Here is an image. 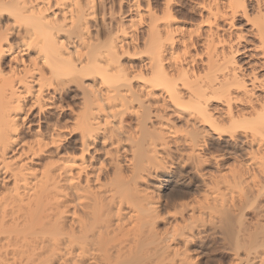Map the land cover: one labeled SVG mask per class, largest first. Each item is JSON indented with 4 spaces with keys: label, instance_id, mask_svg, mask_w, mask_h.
<instances>
[{
    "label": "bare ground",
    "instance_id": "bare-ground-1",
    "mask_svg": "<svg viewBox=\"0 0 264 264\" xmlns=\"http://www.w3.org/2000/svg\"><path fill=\"white\" fill-rule=\"evenodd\" d=\"M109 1L0 0V264H190L193 231L223 202L199 152L225 137L264 165V3L249 16L244 0H213L189 26L172 0L161 16L132 0L116 24ZM237 17L257 41L250 50L232 36ZM72 85L80 110L59 107L53 125L38 117L25 142L30 111L69 99ZM171 154L193 166L199 199L164 198ZM233 255L264 264V251Z\"/></svg>",
    "mask_w": 264,
    "mask_h": 264
},
{
    "label": "rangeland",
    "instance_id": "rangeland-1",
    "mask_svg": "<svg viewBox=\"0 0 264 264\" xmlns=\"http://www.w3.org/2000/svg\"><path fill=\"white\" fill-rule=\"evenodd\" d=\"M131 1L132 0L109 1V3H112V5L110 3V6L108 3L107 6L112 7L114 15L113 18L117 21L116 24H119L120 21L126 23V21L131 19L133 14L132 12L128 11V6L130 5ZM244 1L249 16H253L255 13L257 1H262L264 3V0ZM164 2L165 0H144L141 2V7L144 9L149 7L152 12L158 16H161L162 11L164 10ZM212 2L213 0H172L171 14L174 18H176V20L186 23V25H198L201 21V14L199 11H197L198 7L210 5ZM107 18H109V16ZM107 18L105 17L106 23L115 24V21H112L111 17L108 19H111L110 21H108ZM234 24L236 31H234L232 36L235 38L238 32H240L239 35H242L243 39H241V46L239 48L241 50L244 48L245 50L252 49V47L257 44V41L253 39V36L250 34V25L247 24L245 19L242 17H237ZM217 25H219L218 27L221 29L225 30L226 28V24H224L222 21L217 22ZM235 32H237V34H235ZM16 41L17 39L14 37L10 38L11 44L15 45ZM195 41L196 39L194 42ZM194 47V49H191V54H195L196 52L199 54L202 49L200 42H196ZM237 60L239 64H243L241 57H238ZM124 61L125 59H122L123 63ZM70 87L71 88L68 89L70 92L69 99L66 95H63L64 97L62 96L63 98L61 99V102L57 103L56 107L46 109L41 115L35 109L30 111L31 113H29L30 115L28 120L31 132H28L26 128L24 129L25 142H32L33 138L31 137V134H33L36 129L38 117H42V119H45L49 125H53L56 124V120L59 117L61 106L65 107V109L69 108L70 111H66L68 116L71 114L70 112L75 113L80 110L81 95L79 90H77V87L75 88V85ZM44 98L47 100L48 96ZM109 123L110 120L106 124L103 123L101 128L106 130L109 129L108 127L111 125H109ZM214 137H212V140L207 145L208 147L206 146V148L202 149L199 154L201 158L208 161V164L203 168V172L206 174L208 180V186L213 184V182H211L212 180H214V182L215 180L223 182L221 185L223 202L221 204L222 206L220 205V210L218 211L217 215L214 216L215 218L212 219V221H209L207 218L204 219L206 221L203 228H197L193 231L194 233L192 234V240L190 239V243L188 245L190 264H235V255L233 254L237 253V256L242 258L244 262L247 256L248 259H250V257L252 258V256L261 254L264 251V165H260L257 162L248 161L246 152L250 151L249 147L244 146V148H242L243 146H228L225 144V137H221L220 139H214ZM260 149L264 152V145L261 146ZM91 154L92 153H90V155ZM171 155V160H167V165H169V168L171 167L172 177L174 180L172 183H169L166 189L169 190V192L162 190L164 198L167 199L170 198V195L172 194L174 196V194L180 193L182 196L179 194L176 195L175 198V200L177 199V203L181 202L182 200L185 201V199V202H188V200L190 201L191 198L193 199V197L194 199H199L203 195L205 189L203 186H201L200 181H198L199 178L194 173L193 166L186 163L184 157L180 160L179 155ZM56 160L57 158H54V161ZM103 164L107 167L106 160L105 162L103 161ZM234 175L236 176L235 178ZM215 177H217V179ZM106 178L107 177H104L103 179L105 180ZM105 181L107 182V179ZM224 183H226L228 186H225ZM229 183L232 186L229 185ZM162 204H165L164 200ZM222 207H224L226 210ZM188 215L189 214L186 213L185 217L187 218ZM219 216H221V219ZM217 217L220 220L216 219ZM217 220L219 221L218 223L215 222ZM166 226L167 225L165 222H160L158 223V228L156 227V229H158V231L160 230V232H164V230L167 229Z\"/></svg>",
    "mask_w": 264,
    "mask_h": 264
}]
</instances>
